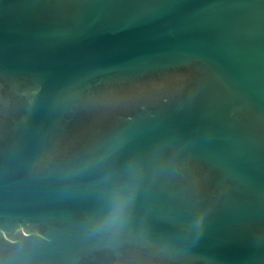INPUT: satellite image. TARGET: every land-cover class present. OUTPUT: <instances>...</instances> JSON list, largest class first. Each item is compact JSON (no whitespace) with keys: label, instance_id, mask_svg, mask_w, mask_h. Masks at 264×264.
<instances>
[{"label":"water","instance_id":"1","mask_svg":"<svg viewBox=\"0 0 264 264\" xmlns=\"http://www.w3.org/2000/svg\"><path fill=\"white\" fill-rule=\"evenodd\" d=\"M0 264H264V0H0Z\"/></svg>","mask_w":264,"mask_h":264}]
</instances>
